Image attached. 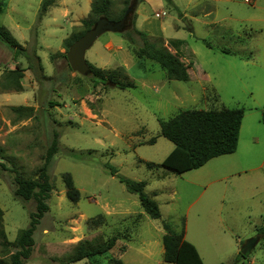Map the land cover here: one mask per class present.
<instances>
[{
    "label": "rangeland",
    "instance_id": "rangeland-1",
    "mask_svg": "<svg viewBox=\"0 0 264 264\" xmlns=\"http://www.w3.org/2000/svg\"><path fill=\"white\" fill-rule=\"evenodd\" d=\"M5 1L0 26L29 54L37 55L43 67L39 71L31 60L33 68H28L23 55L15 56L0 42V162L6 166L0 168V208L9 242L28 226L36 205L34 199L14 194L15 173L35 178L53 138L57 140L46 169L51 185L45 201L48 210L33 233L27 264H172L163 261V222L176 232L184 229L206 264L211 263L210 251L217 263L232 264L235 240L254 238L264 216V162L252 169L264 158V0L212 2L217 4L215 19L223 18L216 25H206L214 15H199L190 23L188 16L183 18L184 10L194 11L193 2L200 0H190L191 5L189 0H173L175 6L164 4L159 18L137 0L130 13L133 28H139L135 19L144 13L140 19H148L146 37H159L176 52L188 67L189 79L167 80L157 63L138 58L136 49L142 44L138 35L133 33L131 42L121 32H105L85 59L102 69L105 78L132 84L124 89L80 75L57 52L72 33L83 31L81 20L90 18L92 0H54L42 17L41 0ZM125 7L124 0H112L111 17L117 18ZM159 32L162 36H154ZM46 45L48 49L43 48ZM15 65L24 69L19 91L5 77V70ZM18 106L29 107L30 117L21 119L11 110ZM221 106L243 109L236 150L227 156L246 170L207 187L186 211L202 189L190 179L198 170L178 174L145 164H159L174 146L159 134L158 119ZM152 137L154 142H148ZM108 163L119 175L145 182L144 192L156 201L161 218L151 219L142 211L137 196L110 174ZM207 166L198 173L207 175ZM64 173L71 175L80 193L77 202L66 197ZM210 190L217 192V199L209 197ZM210 216L216 221L206 219ZM110 237L116 241L106 253L70 262L79 240L100 242ZM17 249L0 245V259L7 262ZM250 258L251 264H264V239L240 264H249Z\"/></svg>",
    "mask_w": 264,
    "mask_h": 264
},
{
    "label": "trees",
    "instance_id": "trees-1",
    "mask_svg": "<svg viewBox=\"0 0 264 264\" xmlns=\"http://www.w3.org/2000/svg\"><path fill=\"white\" fill-rule=\"evenodd\" d=\"M133 0H124L126 7L121 11L117 18L111 17L112 0H92L90 3L89 15L90 18L82 19L81 23L84 26L83 31L72 33L63 43V48L68 50L70 44L80 37L86 30L91 28L96 20L104 17L108 20L117 21L121 19L128 6ZM165 4H172V0H163ZM54 3V0H41L39 16L45 13L49 6ZM5 6L4 0H0V13ZM133 14H130L131 19ZM123 33L126 39L133 42L132 34H136L141 38L142 44L136 49L138 58H145L158 64L161 70L164 71L167 80L187 81L189 79L188 67L182 61L181 57L176 52H171L161 38L151 36L152 39L146 37L147 32L133 28L131 26L125 28ZM0 41L5 43L12 49L13 54L23 55L28 60V68H33L31 60L36 62V67L41 71L42 66L37 55L29 54L24 48L3 26H0ZM205 43V42H204ZM207 45V44H205ZM208 46V45H207ZM229 53L226 50H221ZM66 53V52H65ZM62 54L64 58L65 54ZM32 55V56H31ZM90 72L87 74L96 81H109L115 84L118 88L124 89L132 87L129 82L122 83L113 81L112 78H105L103 70L87 63ZM5 77L9 85L14 90H21L22 86L20 78L23 76L24 69L15 65L14 69L5 70ZM11 110L19 115L21 119L30 117V109L27 106L13 107ZM243 118L242 108H220L212 109H187L176 113L167 119H158L159 134L173 143V149L159 163L145 161L146 167L157 168L164 167L175 173H183L185 171L196 169L204 165L208 160L233 153L236 150L240 126ZM148 142L153 143L154 137ZM57 140L54 137L44 157V162L38 169L35 178H25L20 173H15L14 194L24 200L34 199L36 202L35 211L29 214V224L25 229L19 230L15 240L9 242L6 238L3 226L2 215L0 208V245L5 248L13 245L18 249L11 253L7 262L0 259V264H27L32 248L34 245L33 233L39 224L40 219L48 210V205L45 202L49 198L51 185L47 174V164L56 152ZM112 176H117L119 181L125 185L129 193L135 194L138 198L142 211L151 219L161 218V213L156 201L144 192L145 182L142 180H134L125 178L117 173V169L106 164ZM0 168L6 169V166L0 162ZM63 183L65 186L66 197L77 202L80 198L78 189L74 186L72 177L69 173L63 174ZM261 225L256 226V236L261 241L264 238V216L261 219ZM165 233L162 235L161 242L163 246V261L172 264H203L196 248L192 243L184 239L183 230L180 232L174 231L168 222L162 223ZM116 238L110 237L105 241L92 242L90 240H79L70 256V262H76L87 257H92L99 254H104L109 251L115 244ZM248 254L237 253L232 264H240L243 259L247 258ZM120 264V261H117ZM226 264V263H218ZM245 264V263H242Z\"/></svg>",
    "mask_w": 264,
    "mask_h": 264
},
{
    "label": "crops",
    "instance_id": "crops-1",
    "mask_svg": "<svg viewBox=\"0 0 264 264\" xmlns=\"http://www.w3.org/2000/svg\"><path fill=\"white\" fill-rule=\"evenodd\" d=\"M5 1V0H4ZM143 2V4H142V7L145 9V11H146V9L148 8V9H150L151 10V13H154V17H156V18H159V14L160 13H163V8H164V4H165V2L163 1V0H142ZM217 1H221V0H200V1H194L193 2V5L195 6V9H194V11H192L191 10V8L189 7L188 9H185L184 10V12H183V18L185 19L186 18V16H188V19H187V21L186 22H188V23H190V21L193 19V18H197V16H199V15H201L202 17H204V18H207V17H210V16H212V15H214V17L210 20V21H208L207 22V24L206 25H211V24H214V25H216V24H218V23H222L223 22V18H220V19H215V12H216V9H215V5H217V4H212V2L213 3H216ZM172 2H173V0H172ZM254 2V1H253ZM201 3H208V4H210V6L208 7V6H206V4L204 5V7L203 6H200L201 5ZM54 4V3H53ZM52 4V5H53ZM173 5H174V2L172 3ZM192 3L190 2V0H189V2H188V5H191ZM7 5H8V1H5V6H4V9H3V11L0 13V15L2 14V13H4L5 12V9H6V7H7ZM51 5V6H52ZM175 6V5H174ZM200 6V7H199ZM50 7V6H49ZM49 7H48V9H47V11L49 10ZM139 10V9H138ZM46 11V12H47ZM66 11V10H65ZM46 12L45 13H43L42 14V16L44 15V14H46ZM138 13V12H137ZM144 13H140L139 15H138V17H137V19H135V22H138L139 21V30H141V31H145V32H147L148 33V31H147V28H144V25H146V24H148V19L147 18H143V19H140V18H142V15H143ZM64 16L66 15L65 13L63 14ZM41 16V17H42ZM158 16V17H157ZM66 18H67V15L65 16ZM199 19V18H198ZM246 20H250V19H246ZM135 25H136V23H135ZM219 25H221V24H219ZM188 27H192V25L191 24H189L188 25ZM137 28V27H136ZM247 35H248V33H246ZM154 36H162V32H159V33H155V35ZM1 42V41H0ZM3 43V42H2ZM4 44V43H3ZM24 47V46H23ZM25 48V47H24ZM43 48L44 49H48V46L46 45L45 47L43 46ZM11 51H12V49H11ZM57 52H59V53H63V47L62 46H60L59 47V49H58V51ZM245 58V57H244ZM241 61H243V63H246V62H248L247 60H245V59H242ZM43 68V67H42ZM84 87H81L80 86V89H83ZM148 141V140H147ZM174 147V146H173ZM173 147L171 148V150L173 149ZM170 150V151H171ZM169 151V152H170ZM168 152V153H169ZM167 153V154H168ZM234 153V152H233ZM227 155H231V153H229V154H224V155H220V156H217V157H214V158H212V159H210V160H208L204 165H202L201 167H199V168H196V170H198V171H196V172H193L194 174H191L192 176L190 177V179H191V183H193L194 185H196V186H199V187H201L202 189H201V191L199 192V194L192 200V201H190V203L187 205V208H186V211L187 210H189V208L196 202V200L206 191V189H207V187H209V186H212V185H214L215 183H217V182H223V181H228L229 180V178L230 177H233V176H235V175H241V173H243V172H245V170L246 169H243L242 167H241V165H240V162L239 161H237V159L235 158V157H233V156H227ZM167 156V155H166ZM165 156V157H166ZM229 162V163H228ZM263 162H264V158H261V160H260V162L256 165V166H254L252 169H256V168H259V167H262L263 166ZM209 163V164H208ZM206 165H208L207 167V175H205V176H202L201 174H199L198 172H201L199 169H201L202 167H205ZM191 170H195V169H191ZM188 171H190V170H188ZM186 172V171H185ZM209 197L210 198H212V197H216V199H217V197H218V195H217V192L215 191V190H210L209 191ZM225 195L224 194H222V196H221V198H220V200L222 201V198H225L224 197ZM152 197V196H151ZM153 198V197H152ZM208 212H213V211H211V209H209L208 210ZM217 212V211H216ZM216 213H215V211H214V215H215ZM211 219V223H213L214 221H216V217L215 216H210V217H206V219ZM262 223V222H261ZM261 225V224H260ZM183 230V237H184V239H186V237H185V235H184V229H182ZM264 239V238H263ZM262 239V240H263ZM187 240V239H186ZM261 240V241H262ZM188 241V240H187ZM242 240L241 239H236L235 240V243H236V250H235V253H234V258H235V256L237 255V253L239 252V249H240V246H241V244H240V242H241ZM190 242V241H189ZM243 242V241H242ZM190 243H192V242H190ZM260 243V241H258V243L256 244V245H258ZM193 245H194V247L196 248V250H197V252H198V254H199V256H200V258H201V260H202V262H203V264H206L205 263V261H204V259H203V257H202V255H201V253L199 252V249H198V247H197V245L193 242L192 243ZM255 245V246H256ZM253 249V248H252ZM251 252V251H250ZM209 254H210V260H211V263L210 264H218L217 262V258L216 257H214V255H213V252L212 251H210L209 252ZM251 262H252V260H251V258H250V262H249V264H251Z\"/></svg>",
    "mask_w": 264,
    "mask_h": 264
},
{
    "label": "water",
    "instance_id": "water-1",
    "mask_svg": "<svg viewBox=\"0 0 264 264\" xmlns=\"http://www.w3.org/2000/svg\"><path fill=\"white\" fill-rule=\"evenodd\" d=\"M137 0H133L125 11L124 16L117 20H108L104 17H100L96 20L94 25L86 30L80 37L73 41L67 52L65 53L66 60L69 67L79 73L80 75H87L90 72V68L85 59L86 51L92 46L96 39L105 32H122L125 28L131 26L130 13L134 9V5ZM259 238H250L245 240L239 249V252L243 255L248 254L252 248L258 243Z\"/></svg>",
    "mask_w": 264,
    "mask_h": 264
}]
</instances>
